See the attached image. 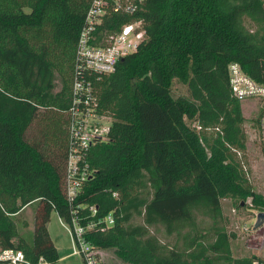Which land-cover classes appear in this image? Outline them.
I'll use <instances>...</instances> for the list:
<instances>
[{
	"label": "trees",
	"instance_id": "1",
	"mask_svg": "<svg viewBox=\"0 0 264 264\" xmlns=\"http://www.w3.org/2000/svg\"><path fill=\"white\" fill-rule=\"evenodd\" d=\"M92 2L0 0V249L20 250L34 264L61 259L48 230L52 213L70 221L67 111ZM139 20L146 30L139 50L111 75H86L114 122L110 141L90 151L95 173L77 204L97 206L98 217L112 211L117 217L108 233L88 239L114 250L123 264H253L256 256H232L235 235L224 227L213 229V241L182 235L184 246L163 244L150 228L182 234L202 210L217 222L225 199L241 208L253 198L264 211L237 156L247 150L245 117L228 76L236 62L264 84V0H147L133 16L105 18L98 33ZM174 81L187 87L186 97H173ZM36 125L59 149L60 164L30 138ZM36 203L26 242L13 217ZM137 216L143 225L133 224Z\"/></svg>",
	"mask_w": 264,
	"mask_h": 264
},
{
	"label": "built area",
	"instance_id": "2",
	"mask_svg": "<svg viewBox=\"0 0 264 264\" xmlns=\"http://www.w3.org/2000/svg\"><path fill=\"white\" fill-rule=\"evenodd\" d=\"M147 0H93L81 30L73 82V96L67 113L69 123V146L67 151L64 192L70 206V221L60 219L61 225L69 233L72 254L79 256L84 264H106L105 250L95 246L89 239L93 233L106 234L117 221L116 212L112 211L105 217H98V207L77 204L86 183L93 178L95 171L88 162L92 147L99 143H108L113 125V118L104 113L100 101L95 94L93 85L86 80V75H111L116 71L119 61L136 53L146 40V30L143 21L126 24L117 33L101 36L99 27L104 19L113 15L133 16L138 13ZM231 97L243 103L254 101L259 111V143L264 154V84L252 79L239 63H231L228 67ZM194 127L204 132L199 124ZM212 129H208L211 131ZM216 131H220L216 128ZM202 142V140H201ZM243 169L247 167L242 161L244 154L237 152ZM114 198L119 194L114 193ZM247 208L253 213L254 226L248 227L251 241L257 243L259 252L253 264H264V225L255 230L257 217L264 211L255 210L253 198L242 203V209ZM237 213V210H234ZM0 264H34L25 254L15 249H0ZM38 264H49L43 258Z\"/></svg>",
	"mask_w": 264,
	"mask_h": 264
},
{
	"label": "rangeland",
	"instance_id": "3",
	"mask_svg": "<svg viewBox=\"0 0 264 264\" xmlns=\"http://www.w3.org/2000/svg\"><path fill=\"white\" fill-rule=\"evenodd\" d=\"M247 25H249V22H247ZM172 94L175 99L186 97L187 87L179 81H174ZM241 105L245 117L243 128L247 136V150L244 153L242 161L247 167L246 176L254 192L264 199V154L259 143V111L254 101H245ZM189 125L193 127L195 123L189 122ZM30 138L43 142L44 151L47 156L60 164L61 159L59 160L58 156L59 149L57 147L55 148V144L51 141V138L47 141L44 140L38 125L31 129ZM222 206L223 214L217 222L202 210L197 211L195 214L193 229L187 228L182 231V234L177 233L174 236H168L163 228L158 227L150 228L152 231L151 234L157 236L163 244L170 246L178 244L179 246H184L185 241L182 235L190 234L192 237L201 235L205 237L206 241H213L215 236L213 229L224 227L228 234L235 235L231 240V252L234 258H246L257 255L259 253L256 250L257 243L250 240L249 233L246 231L248 227L254 226L253 213L246 207L243 209L238 207L235 202L229 199L223 200ZM36 207L37 203L26 207L19 215L13 217L17 224L20 237L26 242L32 241ZM235 209L237 210L236 214L234 213ZM59 218L56 212L52 213L48 223V230L52 240L60 249V257L69 256L54 264H84L79 256H71L73 252L71 239L67 230L61 225ZM133 224L136 226L143 225V217H135ZM105 259L106 264H123L114 250H105Z\"/></svg>",
	"mask_w": 264,
	"mask_h": 264
},
{
	"label": "water",
	"instance_id": "4",
	"mask_svg": "<svg viewBox=\"0 0 264 264\" xmlns=\"http://www.w3.org/2000/svg\"><path fill=\"white\" fill-rule=\"evenodd\" d=\"M264 225V213H260L257 217V222L255 224V227L254 229L257 230L259 229L260 227H262Z\"/></svg>",
	"mask_w": 264,
	"mask_h": 264
},
{
	"label": "crops",
	"instance_id": "5",
	"mask_svg": "<svg viewBox=\"0 0 264 264\" xmlns=\"http://www.w3.org/2000/svg\"><path fill=\"white\" fill-rule=\"evenodd\" d=\"M53 241V240H52ZM54 242V241H53ZM54 244H55V246H56V248H57V250H58V252H59V255H60V249H59V247L56 245V243L54 242ZM69 255H66V256H64V257H61V259H65L66 257H68ZM60 259V260H61Z\"/></svg>",
	"mask_w": 264,
	"mask_h": 264
}]
</instances>
